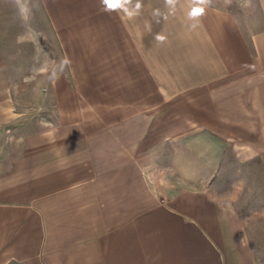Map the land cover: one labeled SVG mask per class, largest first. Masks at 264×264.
<instances>
[{"label":"crops","instance_id":"0c3cea01","mask_svg":"<svg viewBox=\"0 0 264 264\" xmlns=\"http://www.w3.org/2000/svg\"><path fill=\"white\" fill-rule=\"evenodd\" d=\"M256 1L246 35L211 3L31 0L60 58L27 69L0 31V264H264Z\"/></svg>","mask_w":264,"mask_h":264},{"label":"rangeland","instance_id":"374dc122","mask_svg":"<svg viewBox=\"0 0 264 264\" xmlns=\"http://www.w3.org/2000/svg\"><path fill=\"white\" fill-rule=\"evenodd\" d=\"M30 1L27 0V4L31 9V14L28 21L25 22L19 16L15 0H0V31L9 33L10 37H14L17 34V37H20L15 38L16 40L19 39V42L22 43L21 59L25 69H27L25 65L30 63L33 55L36 56L40 65H53L60 58L58 49L55 48V45H52V42L56 43L57 41L55 39H48V37H52L50 35L51 30H49L51 25L45 21V16L43 13H40L39 8L30 7ZM210 3L235 15L236 19L241 21V27L246 35H250L262 27L256 0H211ZM15 38L12 41L5 38L0 40V47L5 49L8 55L11 52L14 55V51L20 48L18 44L16 46L12 45V42L16 41ZM163 155H165L163 158H166L169 154L164 153ZM158 164L163 165V162H158ZM168 165L166 164L163 168L158 169L166 171ZM246 202L251 204L248 201ZM251 208L253 209L252 204Z\"/></svg>","mask_w":264,"mask_h":264},{"label":"clouds","instance_id":"9594fccd","mask_svg":"<svg viewBox=\"0 0 264 264\" xmlns=\"http://www.w3.org/2000/svg\"><path fill=\"white\" fill-rule=\"evenodd\" d=\"M113 2L116 4V7H109L108 3H106V0H102V3L109 10H114L115 8L122 7L124 4L128 2V0H113ZM166 2L169 5L175 4V0H166ZM192 2L195 6L192 8L191 12L189 13L190 18H194L200 15L201 13H203L204 8L201 7V5L209 4L211 0H192ZM15 4L17 6V10L20 18L25 22H27L31 14V9L27 4V0H15ZM137 7H139V4H137ZM156 39L159 41H164L165 37L157 36ZM65 63H67V61H65Z\"/></svg>","mask_w":264,"mask_h":264},{"label":"snow or ice","instance_id":"6c2138e0","mask_svg":"<svg viewBox=\"0 0 264 264\" xmlns=\"http://www.w3.org/2000/svg\"><path fill=\"white\" fill-rule=\"evenodd\" d=\"M106 3H108L109 7H116V4L113 2V0H106Z\"/></svg>","mask_w":264,"mask_h":264}]
</instances>
